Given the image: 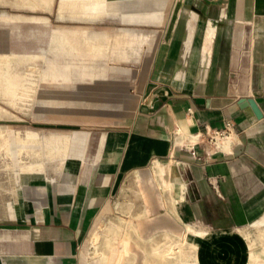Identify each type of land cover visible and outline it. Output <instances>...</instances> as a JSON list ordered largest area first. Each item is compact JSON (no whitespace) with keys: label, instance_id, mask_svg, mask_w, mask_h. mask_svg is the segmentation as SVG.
Returning a JSON list of instances; mask_svg holds the SVG:
<instances>
[{"label":"crops","instance_id":"obj_1","mask_svg":"<svg viewBox=\"0 0 264 264\" xmlns=\"http://www.w3.org/2000/svg\"><path fill=\"white\" fill-rule=\"evenodd\" d=\"M104 1L109 6L103 13V0L0 4V22L38 27L29 37L15 32L10 50L0 51V99L19 111L30 110L39 83L46 81L61 95L39 101L53 107L51 117L98 115V107H113L110 100L95 93L96 103L76 102L77 84L94 88L98 81H119L116 73L128 80L130 65L153 53L125 124L96 137L90 131L0 125V138H45L49 153L54 139H61L63 154L55 175L49 173L53 163H46L44 178L23 176L18 186L15 174L14 196L10 190L11 199L0 201V264H80L88 235L90 264H150L151 249L184 235L189 226L237 231L264 217V0ZM50 21L58 27L50 30L44 47L40 27H50ZM103 24L114 29L91 28ZM131 26L159 28L157 42L155 32L138 61L132 47L126 48V59H118L116 50L119 29ZM37 59L46 62L44 77L39 78V69H10ZM71 59L85 65H70ZM91 59H99L95 67L88 64ZM148 64L147 58L145 69ZM103 68L107 76L96 77ZM242 99L258 110L241 105ZM5 115L13 113L0 104V118ZM227 122L233 124L228 137L211 141ZM150 166L154 172H142ZM123 181L122 194L102 220ZM166 191L174 210L156 217L155 210L165 207ZM158 233L163 240L147 245ZM96 234L98 249L92 242Z\"/></svg>","mask_w":264,"mask_h":264},{"label":"rangeland","instance_id":"obj_2","mask_svg":"<svg viewBox=\"0 0 264 264\" xmlns=\"http://www.w3.org/2000/svg\"><path fill=\"white\" fill-rule=\"evenodd\" d=\"M12 0H0V4L4 5L5 3L9 4ZM12 4V3H11ZM13 5V4H12ZM108 3L103 0L101 5L102 13L108 10ZM132 12V11H128ZM135 12V11H134ZM126 11H123V19L126 16ZM0 14H4L3 12ZM44 15V13H40ZM58 27L51 23L50 27H40V30L45 31L41 33L39 37H43L45 42L43 43L44 47H47V38L52 28ZM37 29L36 25L27 23V22H15L11 24H6L0 22V51L10 50L12 46V41L15 39V32H21L23 37H29L31 35L30 30ZM96 30H105V29H114V26L109 25H99L96 27H91ZM123 28V27H119ZM132 30H120L117 34L116 41V50L118 54V59L125 58L126 48L132 47L134 60L138 61L141 57L144 47L149 46L152 42L149 39H152V35L156 32L155 30L159 29L157 26L149 27H137L131 26ZM159 31L156 32V42L159 37ZM128 36V40H125ZM155 42V45H156ZM154 45V48H155ZM115 47L113 46L112 50L114 53ZM154 51V50H153ZM37 52V50H36ZM48 58L52 57L50 51L46 52ZM153 53L146 57L144 56L142 61L137 64H131L130 69L132 70V77L127 80V74L116 73L115 76L119 81H98L97 86L93 88L94 85L86 84H77L80 94L78 98L74 99L76 102H92L95 103V98L97 94H101L100 99L110 100L113 107L109 109L98 107L100 114L92 117H81V118H70V117H57L53 118L48 113V110H53L52 106L39 102L40 100L61 96L58 91L56 84H50L46 81H41L39 83V91H35L33 95V100L31 101L30 110L19 111L16 108L12 107L10 104L5 103L0 99V104L4 105L13 115H5L0 118V125H22L30 126L36 130H73V131H90L96 135L101 132L106 131L108 128L125 124V119L127 116H131L136 108L138 98L137 91L144 84L150 64L152 62ZM149 59V64L145 69V63ZM104 60V58H102ZM95 60V61H94ZM88 60V64L92 67L97 64L96 60ZM73 63L70 65L75 66H84L85 64L81 63L77 59H71ZM104 62V61H103ZM46 67V62L44 59H37L32 61L30 65L20 62L18 65L11 67V70L25 72L27 70H37L39 69V78L44 77V70L42 68ZM86 67V66H85ZM99 65L97 66V68ZM86 69V68H85ZM86 71V70H85ZM107 71L105 68L101 70L100 73L95 74L96 77H105L107 76ZM86 75V74H85ZM92 76L94 74H91ZM110 75H114L110 73ZM36 78V77H35ZM36 80V79H35ZM127 80V81H126ZM36 82V81H35ZM95 84V85H96ZM37 87V84H36ZM75 90V89H74ZM66 91H72L71 89H66ZM103 94L105 96H103ZM111 94V97H110ZM73 96V95H71ZM67 97V96H66ZM70 97V95H69ZM106 97V98H105ZM94 98V100H93ZM97 99V98H96ZM66 100H69L66 98ZM85 109V107H82ZM88 108V107H87ZM39 114V116H38ZM18 116L19 118L15 117ZM24 135L15 137H4L0 138V201L4 202L11 199V191L14 196L16 191V185L14 186V177L16 174L17 186L19 180L23 176L27 175H38L43 177L40 173L46 172V163L51 166V172L53 175L59 171L60 162L63 154L62 150V141L61 139H54L53 142V153L47 152V143L45 138H22ZM51 143V142H50ZM93 144L90 143L88 147V152L93 151ZM10 150V151H9ZM35 163H43L40 166L35 167ZM154 166H150L147 169L142 170V172H154ZM39 173V174H34ZM51 175V174H50ZM125 182L121 185L118 195L115 200L111 203L110 207L100 215L105 219L106 214L109 213L116 202L118 201L119 196L122 194L124 189ZM18 188V187H17ZM157 189V188H156ZM11 190V191H10ZM165 200V207H158L157 210L153 213L156 217H168V212H173L172 204L170 203L169 192L166 191L163 193ZM10 209L13 208V202L9 203ZM99 217V218H100ZM98 220V219H97ZM95 225V224H94ZM191 227V226H189ZM192 228V227H191ZM195 230L194 228H192ZM90 234V233H89ZM197 239H200L204 242H209L207 244H200L194 240L188 241L186 248L189 253V257L186 259H179L178 257L174 258L164 256V246L167 241L169 243H175L183 238V235L176 237L174 239L165 240L166 242H161L160 247L150 250V264H264V217L260 221L256 222L253 226L247 227L246 229H239L237 231H220L216 233H211L206 230H196L194 236ZM154 241L147 242V245H152L155 242H160L163 240L162 233H158ZM88 240L89 235L81 249L79 250V262L80 264H90L89 259V250H88ZM101 241V236L99 240L94 244L95 248L98 249ZM194 244V245H192ZM193 250H191V249ZM223 248V249H222ZM160 249V250H159ZM211 250V251H210ZM232 252V253H229ZM195 251V252H194ZM193 252V253H192ZM234 252V253H233ZM158 253V254H157ZM240 257V258H239ZM178 258V259H177ZM226 258V259H225ZM189 259V260H188ZM178 260V261H177ZM236 260V261H235ZM182 261V262H181ZM189 262V263H188ZM194 262V263H193Z\"/></svg>","mask_w":264,"mask_h":264},{"label":"bare ground","instance_id":"obj_3","mask_svg":"<svg viewBox=\"0 0 264 264\" xmlns=\"http://www.w3.org/2000/svg\"><path fill=\"white\" fill-rule=\"evenodd\" d=\"M10 151V150H9ZM138 228V227H137ZM107 229V228H106ZM122 232V231H121ZM196 234V230H193L191 227H188L187 230H186V233L183 235V238L175 243H169L167 240V243H165L164 246V256L166 257H169L170 258H174V257H178L179 259H186L187 257H189V253H188V250H187V242L188 241H192V238L191 237H194ZM99 234H96L93 236L92 238V242L94 244H96L95 242H97V240H99ZM118 237V236H117ZM165 241V242H166ZM194 245V244H192ZM160 247V246H159ZM158 249V248H157ZM191 249V248H190ZM160 250V249H159ZM193 250V249H191ZM119 252V251H118ZM124 252H127L126 250ZM195 252V251H194ZM193 253V252H192ZM158 254V253H157ZM110 256V255H109ZM177 258V259H178ZM176 258H174L175 260ZM226 259V258H225ZM189 260V259H188ZM178 261V260H177ZM236 261V260H235ZM182 262V261H181ZM189 263V262H188ZM194 263V262H193ZM197 264V263H196ZM233 264V263H232Z\"/></svg>","mask_w":264,"mask_h":264},{"label":"built area","instance_id":"obj_4","mask_svg":"<svg viewBox=\"0 0 264 264\" xmlns=\"http://www.w3.org/2000/svg\"><path fill=\"white\" fill-rule=\"evenodd\" d=\"M233 124L231 122H227L226 129L224 131H216L214 136L210 137L211 141H217L218 139H225L228 137L229 133L232 131Z\"/></svg>","mask_w":264,"mask_h":264},{"label":"water","instance_id":"obj_5","mask_svg":"<svg viewBox=\"0 0 264 264\" xmlns=\"http://www.w3.org/2000/svg\"><path fill=\"white\" fill-rule=\"evenodd\" d=\"M240 104L241 105H248V104H251L253 107H254V109L257 111L258 109H257V106L255 105V103L254 102H249L247 99H242L241 101H240Z\"/></svg>","mask_w":264,"mask_h":264}]
</instances>
